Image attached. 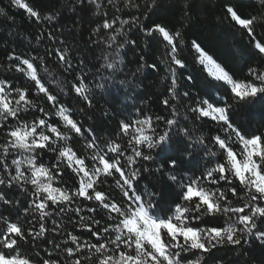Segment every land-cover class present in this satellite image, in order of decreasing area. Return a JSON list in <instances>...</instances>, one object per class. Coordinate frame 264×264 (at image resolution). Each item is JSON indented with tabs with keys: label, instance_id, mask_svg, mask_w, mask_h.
Instances as JSON below:
<instances>
[{
	"label": "snow or ice",
	"instance_id": "obj_1",
	"mask_svg": "<svg viewBox=\"0 0 264 264\" xmlns=\"http://www.w3.org/2000/svg\"><path fill=\"white\" fill-rule=\"evenodd\" d=\"M10 3L41 22L40 11L25 0ZM78 3L94 6V14L102 16L93 29L98 36L93 44L104 45L94 86L85 73L68 86L45 56L15 51L7 57L14 62L8 70L28 83L0 79V264H210L213 259L224 264L215 251L253 240L264 244V132L247 130L251 110L264 108V69L249 67V79H234L193 40L199 62L229 86L231 97L209 94L188 106L183 98L190 93H181L178 82V70L186 67L184 33L164 22L143 23L151 21L161 0H124L121 7L115 0ZM108 5L128 18L109 19L102 10ZM193 6V0L172 4L187 19ZM129 8L135 12L125 11ZM225 11L264 60V41L254 30L264 24V10L246 16L228 3ZM0 16H7L4 8ZM57 16L43 20L52 23ZM133 28L166 42L170 85L160 114L135 108L103 138L78 118L83 109L63 97L74 93L92 108L94 89L115 81L121 50L136 44L127 38ZM102 31L106 35L100 36ZM47 39L55 40L53 32ZM113 45L115 58L107 52ZM46 55H55L61 75L73 70L67 47ZM204 118L217 125L208 135L202 131ZM75 138L83 145L77 147Z\"/></svg>",
	"mask_w": 264,
	"mask_h": 264
},
{
	"label": "trees",
	"instance_id": "obj_2",
	"mask_svg": "<svg viewBox=\"0 0 264 264\" xmlns=\"http://www.w3.org/2000/svg\"><path fill=\"white\" fill-rule=\"evenodd\" d=\"M30 6L39 10L42 20L37 23L30 18L25 9L14 6L10 0H0V8H4L7 16H0V79L14 78V85L24 86L28 81L22 75L9 71V66L14 63L7 59L9 53L15 51L18 54L45 56L48 66L58 78L70 86L82 73L87 74V82L94 86L96 67L103 63L104 45L93 44L98 36L93 35V29L100 23L102 16L94 14V6L80 5L78 0H25ZM116 6L121 7L124 0H115ZM102 5L106 0H101ZM232 4L241 13L257 15L264 10V0H193L190 19L182 17L172 7L173 0H161V7L151 21L144 20V24L167 23L169 27L180 29L183 35L181 44L182 56L186 62L183 70H178L179 91H188L190 96L183 98V103L195 106L197 98L213 99L228 95L231 97L229 86L223 81H217L209 75L204 64L199 62V53L192 47V41L197 43L219 63L234 79H249V67L259 66L264 69V60L256 55L253 42L246 30L236 25L225 11L226 4ZM109 19L113 14L128 18L123 13H117L111 5L104 7ZM125 11L135 12L134 9ZM49 14L57 15V20L50 23L43 20ZM7 17H11L8 19ZM54 25V26H53ZM256 38L264 41V24L255 27ZM53 32L55 40L47 39L48 32ZM100 36L106 35L101 32ZM40 36V42L36 37ZM136 41L135 45H126L121 50L120 70L115 74L114 82H106L104 89H94L95 99L92 108H88L82 99L75 94L66 95L63 99L74 109H83L78 118L82 119L86 126L94 125L98 136L107 138L109 133L118 128V122L123 117L134 112L135 108L144 109L149 114H160L162 98L167 96L166 85H170V74L167 71L168 60L165 55V41L158 34L155 39L149 38L143 32L135 28L128 33V37ZM63 41V44L60 43ZM67 47L69 58L74 68L61 75L58 70L55 55L48 57L49 49ZM115 48L107 49L115 58ZM141 56L144 57L141 60ZM83 61V64L80 61ZM156 64V69L148 67ZM143 65V66H142ZM175 67V66H174ZM107 74V73H105ZM191 75L192 80L187 77ZM120 80L130 83L121 85ZM205 84L208 87H205ZM184 109L181 108V112ZM108 115L104 116L103 113ZM253 119L248 123L247 130H259L264 132V108L257 105L251 110ZM202 131L208 135L217 125L209 118L202 121ZM192 127V120L189 119ZM198 134V133H196ZM77 147L83 145V141L75 138ZM153 182L157 177L151 178ZM148 184V180L143 182ZM4 209L0 208V211ZM43 254V253H42ZM214 257H220L224 264H264V244L253 240L243 246H228L214 253ZM210 264H215L214 259Z\"/></svg>",
	"mask_w": 264,
	"mask_h": 264
},
{
	"label": "rangeland",
	"instance_id": "obj_3",
	"mask_svg": "<svg viewBox=\"0 0 264 264\" xmlns=\"http://www.w3.org/2000/svg\"><path fill=\"white\" fill-rule=\"evenodd\" d=\"M205 66V65H204Z\"/></svg>",
	"mask_w": 264,
	"mask_h": 264
}]
</instances>
